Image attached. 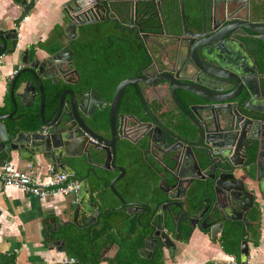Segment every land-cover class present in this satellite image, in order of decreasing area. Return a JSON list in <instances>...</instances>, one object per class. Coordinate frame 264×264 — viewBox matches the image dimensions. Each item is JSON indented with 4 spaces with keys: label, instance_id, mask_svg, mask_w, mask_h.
Returning <instances> with one entry per match:
<instances>
[{
    "label": "water",
    "instance_id": "1",
    "mask_svg": "<svg viewBox=\"0 0 264 264\" xmlns=\"http://www.w3.org/2000/svg\"><path fill=\"white\" fill-rule=\"evenodd\" d=\"M36 1L21 0L19 4L27 9ZM62 12L66 18L63 30L72 33L69 37L62 35L64 45L52 52L43 50L45 56L34 55L31 62L25 50L20 59L22 68L10 84L13 110L0 115L1 166L14 158L29 161L42 158L58 172L80 177L72 220L59 224L55 231L70 223L84 229L98 222L99 209L92 196L100 199L102 184L119 201L118 209L124 212L143 209V204L127 202L115 188L124 174L116 160L119 154L128 156L133 146L143 153L144 144L156 139L170 168L166 178L171 183L165 191L167 198L185 199L188 212L196 214L198 195L211 189L208 206L201 215L208 212L210 238L223 231L226 220L241 222L248 232L247 215L256 193L264 198V119L259 116L264 114L259 107L264 71L258 70L253 56L262 53L264 57V0H68ZM104 20L123 25L137 39L143 33L160 39L156 30L170 34L171 43L163 46L171 52L161 62L171 69L155 76L157 81L147 75L124 78L116 85L110 100L94 87L87 89L80 77L76 82L66 81V68L75 69L71 43L80 35V28ZM13 33L0 32V57L15 51ZM140 48H144V56L152 63L149 67L158 66L147 46L140 42ZM139 83L154 88L161 108L165 101L181 108L186 125L166 109L158 113L146 109L150 122L137 115L122 120L125 113L120 104L125 90L133 84L139 91ZM51 91H60L55 104L49 102ZM177 91L185 93L182 99L188 110L181 105ZM37 96L39 109L32 115L31 107ZM143 106L147 107L144 102ZM133 134L137 135L135 140L131 138ZM115 171L121 174L106 186V175ZM182 183L186 184L183 194L177 196ZM81 206L88 215L83 226L78 223ZM156 242L173 257L177 239L161 233ZM57 243L63 245L61 241L54 245ZM246 254L247 244L242 241L241 264H247Z\"/></svg>",
    "mask_w": 264,
    "mask_h": 264
},
{
    "label": "crops",
    "instance_id": "2",
    "mask_svg": "<svg viewBox=\"0 0 264 264\" xmlns=\"http://www.w3.org/2000/svg\"><path fill=\"white\" fill-rule=\"evenodd\" d=\"M20 1L0 0V32H14L13 35H16L15 51L11 55H4L0 58V115L8 114L13 110L9 94L10 84L14 77L13 73L22 68L20 59L25 50L28 51V61L31 62L34 55L40 58L45 56L43 50L47 49L52 52L64 45L65 38L62 35L65 34L69 37L72 33L69 30H63L66 18L62 12V8L68 0H37L32 8L27 9L20 6ZM21 18L23 20L17 25V22ZM86 27L83 26L80 29L83 30ZM73 41V47L79 48L82 40L80 42L78 39ZM253 56L258 70L262 73L264 71V57L262 53H254ZM86 61L87 58L85 59L78 55L75 62L79 74L86 79L85 81L88 80ZM262 83L264 86V82ZM87 85L86 88H96L108 100L112 97V89L114 87L104 90L100 86L99 81L91 82L90 80L87 81ZM262 95L259 99V107L264 109V88ZM49 96L51 104L53 100L51 94ZM147 98L148 103L152 105L157 103L154 97ZM16 100L21 110L22 107L19 104V99ZM38 109L39 97L37 96L31 107V114H37ZM259 116L264 119V114ZM262 161H264V157ZM11 163L18 169H24L27 164L32 163L42 174L46 172L50 165L49 162L42 158L30 161L14 158ZM141 164L145 175H150L152 169L161 171V167L149 157L147 161H142ZM113 175L115 174L108 173L106 175L108 179L106 186ZM237 176L246 182V179L242 177L240 172H237ZM73 177L75 179L80 178L77 176ZM102 186L103 184L100 187V199L94 194L92 196L93 203L97 204V208L99 209V221L87 227L90 228L91 235L105 227V225L112 226L100 238L98 242L100 244L112 241L115 238L117 239L119 236L120 239L123 236L125 237L126 224H128L129 219H137L134 210L129 209L128 212H124L118 209L121 205L117 198L112 195L108 187L104 188ZM152 187H154L153 183L146 182L135 185L133 190L128 191L122 185L115 184V188L124 199L132 203L139 201L142 203L147 202V196ZM249 188L247 185L248 190H250ZM76 203L71 197L40 199L12 188H4L0 182V264H48L71 257L67 253L65 242L62 241L58 233L64 226L61 225L59 231H55V228L59 224L71 222ZM254 205L247 215L250 226L248 232H244L242 241H245L247 244L246 263L264 264V198L258 193L255 195ZM85 209L81 206L79 210L78 223L80 226H83L85 220L88 218ZM111 214L115 217L117 216L119 221L112 223L113 219H109ZM71 225L78 228L70 223L69 226ZM71 231L75 233V231ZM138 231L139 227L137 226L136 233ZM131 236L134 235L131 234ZM60 241L63 245L59 243L54 245V242ZM223 242L222 231L218 232L213 238H210V235L204 233V231L200 232L195 229L186 242L175 243L176 250L173 258H168L166 255L164 264H215L223 263L229 259H234L237 264H241V244L238 255H235L224 252ZM117 251L118 245L116 243L103 248L99 255L100 264H107Z\"/></svg>",
    "mask_w": 264,
    "mask_h": 264
},
{
    "label": "flooded vegetation",
    "instance_id": "3",
    "mask_svg": "<svg viewBox=\"0 0 264 264\" xmlns=\"http://www.w3.org/2000/svg\"><path fill=\"white\" fill-rule=\"evenodd\" d=\"M162 29L164 30V28ZM155 34L157 37H160V39H152L153 35L148 33H143L140 38L137 39L134 37L133 31L128 32L123 29V25L121 24L116 25L104 20L98 24L88 25L86 29L81 30L80 35L77 37L78 41L80 39L82 40L79 48L73 47L74 41L71 43V48L74 52L72 61L76 70L66 68L68 71L64 75L65 80L76 82L77 77H80L81 80H86L79 74L75 63L79 55V57L87 58V81H99L100 86L104 90L113 87L115 89L116 85L124 78L147 75L152 78V81H157L155 76L164 74L166 69H171V67L168 68L169 66H162L161 62L163 56H167V54L171 52L169 47L163 46L166 43H171L169 39L171 35L164 31L160 33V30H156ZM140 42L147 46L149 55L158 64L155 68L149 67L152 63L149 58L144 56L146 51L144 48H140ZM160 43L162 46H158ZM87 81H85L86 85ZM180 81L183 82V80ZM56 86L59 87L60 85L58 84ZM138 87L139 91L136 85L132 84L125 90V95L120 104V110L125 113V115L121 117L122 120H126L127 116L137 115L142 121L150 122L151 120L146 114V109L151 112L154 110L157 113L166 109L165 111L173 113L179 123L186 125L185 115L181 108L168 101H165L162 108L158 102L152 105L147 102V97H154L156 99L153 92L154 88L143 83H139ZM65 88L66 87L62 88L61 91L65 90ZM88 89H91V87ZM52 91L51 93L48 92V96L51 94L53 100L55 95L57 97V102L60 91L57 93H55L56 90L54 93ZM176 94L183 108L188 110L185 101L182 99L185 93L177 91ZM126 100L129 101L126 102ZM143 102L147 107L143 106ZM92 129L95 130L93 126ZM136 137L137 135L133 134L131 138L135 140ZM132 148L133 151H129L130 153L129 155L127 154L128 156L120 154L117 156L116 165L123 167L124 171L122 178L117 183L122 185L125 189H128V191L133 190L135 185L141 183H153L154 187L149 191L147 202L142 203L139 201L147 208L143 207L144 210H134L136 212L135 216L137 217V223L139 224V231L144 234V244L139 252L144 259L152 261L153 264H164L166 255L168 258L170 257L168 250L162 244L156 242V238L159 237L161 233L168 235L172 240L177 239V242L180 243L182 239H184L186 233L190 232L191 235L195 229L200 232L204 231V233L210 235L208 225L211 221L206 220L208 212L202 217L201 215L208 206L210 200L208 196H211L212 190L210 189L204 195H198L196 209L198 207L199 209L196 214L189 213L188 210L190 208L187 209L184 206L185 199L170 200L167 198L165 191L170 187L171 183L167 182L166 178L167 171L170 168L167 165V156L162 150V147L156 143V139L147 145L144 144L143 153L138 151L134 146ZM148 157L153 159L161 167V171L152 169L150 175H145L143 173L141 162L147 161ZM110 174H115L112 177L114 178L120 175L121 172L115 171ZM159 175L163 177V180L160 179ZM198 183H200V181ZM185 186V183L181 184L176 194L177 196H182V190ZM243 207H247V200L243 203ZM217 222L218 221H215V223ZM232 222L242 224L238 221L226 220L224 228ZM157 226H160V228ZM159 254L162 255V259L156 261Z\"/></svg>",
    "mask_w": 264,
    "mask_h": 264
},
{
    "label": "trees",
    "instance_id": "4",
    "mask_svg": "<svg viewBox=\"0 0 264 264\" xmlns=\"http://www.w3.org/2000/svg\"><path fill=\"white\" fill-rule=\"evenodd\" d=\"M22 20V18L17 22V25ZM88 89V88H87ZM113 90V89H112ZM57 95V94H56ZM56 96L54 95L53 103H56ZM52 103V102H51ZM34 127V126H33ZM114 212V210H113ZM112 213V212H109ZM109 219H113L112 223L118 222V217L110 215ZM111 222V221H110ZM139 227L136 219H129L128 224H126L125 237L122 239L115 238L112 241L98 243L100 238L106 234L111 225H105V227L94 232L90 235V228L79 229L74 226H64L58 232L62 241L66 244L67 253L69 256L75 259L74 264H100L99 255L103 248L112 246L113 243L118 245V251L115 256L107 262V264H153L152 261L144 259L140 254V249L143 247L144 234L141 231L136 233V228ZM71 230L75 231L73 233ZM133 234L134 236H131ZM190 232L186 233L184 242L188 240ZM244 231L242 224L229 223L228 226L222 231L223 250L228 254L238 255L239 246L243 240ZM229 243V245H228ZM162 255L159 254L156 261H160Z\"/></svg>",
    "mask_w": 264,
    "mask_h": 264
},
{
    "label": "built area",
    "instance_id": "5",
    "mask_svg": "<svg viewBox=\"0 0 264 264\" xmlns=\"http://www.w3.org/2000/svg\"><path fill=\"white\" fill-rule=\"evenodd\" d=\"M15 74L16 71L13 75ZM0 182L4 188H12L40 199L71 197L77 202L80 193V181L70 174L58 172L52 165H49L46 172L42 174L32 163L27 164L24 169H18L11 161L6 162L0 166ZM74 263L75 259L69 257L48 264ZM223 264L237 263L234 259H229Z\"/></svg>",
    "mask_w": 264,
    "mask_h": 264
}]
</instances>
